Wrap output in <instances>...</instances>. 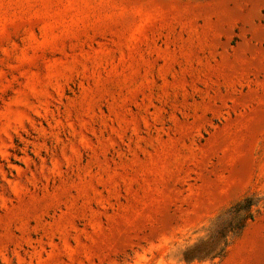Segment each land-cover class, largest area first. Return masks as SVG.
<instances>
[{"label": "rangeland", "instance_id": "374dc122", "mask_svg": "<svg viewBox=\"0 0 264 264\" xmlns=\"http://www.w3.org/2000/svg\"><path fill=\"white\" fill-rule=\"evenodd\" d=\"M0 264H264V0H0Z\"/></svg>", "mask_w": 264, "mask_h": 264}]
</instances>
